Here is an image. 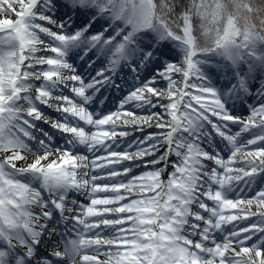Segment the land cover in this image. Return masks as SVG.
<instances>
[{
  "label": "snow or ice",
  "instance_id": "1",
  "mask_svg": "<svg viewBox=\"0 0 264 264\" xmlns=\"http://www.w3.org/2000/svg\"><path fill=\"white\" fill-rule=\"evenodd\" d=\"M0 264H264V0H0Z\"/></svg>",
  "mask_w": 264,
  "mask_h": 264
}]
</instances>
